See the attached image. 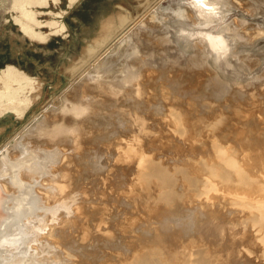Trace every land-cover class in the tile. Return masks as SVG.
Returning a JSON list of instances; mask_svg holds the SVG:
<instances>
[{"label": "rangeland", "instance_id": "obj_1", "mask_svg": "<svg viewBox=\"0 0 264 264\" xmlns=\"http://www.w3.org/2000/svg\"><path fill=\"white\" fill-rule=\"evenodd\" d=\"M206 1L216 10L196 0H0V161L14 163L23 142L40 148L51 158L35 185L42 206L59 204L47 189L57 170L71 192L57 219L45 212L35 264H134L142 254L264 264V0ZM55 123L76 127V147L72 131L48 133ZM138 139L174 178L169 202L118 160ZM15 170L0 186L19 198L28 179ZM78 205V228L59 233Z\"/></svg>", "mask_w": 264, "mask_h": 264}, {"label": "bare ground", "instance_id": "obj_2", "mask_svg": "<svg viewBox=\"0 0 264 264\" xmlns=\"http://www.w3.org/2000/svg\"><path fill=\"white\" fill-rule=\"evenodd\" d=\"M196 2H197V4H200L201 6H208L214 10H216V8H217L214 5L208 4L206 0H196ZM208 22H210V21H207V23ZM200 23H201V21H200ZM203 35L208 37L210 40L211 39L215 40V41L217 40L219 44H221V43L223 44V40H220V38H221L220 35H213L212 33H207V32H204ZM101 85H99L98 87H101ZM136 123H137V121H136ZM141 126L140 127L137 126L139 128L140 132L142 130H144V127H145L143 125H141ZM180 126H181V123H180ZM68 131H72L73 137H74L73 140H75L74 146L76 147V145H77L76 127L69 129L68 127H64L63 124L58 123V124L54 125V129H52L48 133L50 135L54 136V135L61 134L64 132L67 133ZM43 134H46V133H43ZM23 143H25V142H23ZM23 143L18 145L19 148H18L17 155H16V161L14 163L11 161H9V163L8 162L5 163L4 161L3 162L0 161V184H3L4 180H7L8 177L5 178L6 175H9V174L11 175V173L13 174V169H16L15 170V173H16V172H18V170L20 171L21 167L24 168L23 176L25 177V179H28L26 181L23 180L21 183L20 182L17 183V185L20 188L18 190L17 189H15V190H16V192H20V194H22L19 198H16L17 195H15V194L10 195L9 193H6L4 191V189L7 188V187H5V184H3V186H2L4 189H2L0 186V197H1V199H0V264H35L34 262H36V261L34 260L35 259L34 252L36 249L33 251V248H32L33 245L32 244L36 242L34 245H36V247L38 246L39 249L41 248L40 244L42 243L41 242L42 240L40 241L41 238H39V237H40V234H42L43 232L46 231V225L48 224L47 221L49 218V217H47V215H45V212L46 211H48V212L52 211L51 216L55 217L54 214L57 210L56 206L57 207H65V209H67V208L69 209V207H68L69 203L67 202L66 197H68L69 193L71 194V192L67 191L68 190L67 187L69 185L66 183L68 181L66 179L67 174L65 176V172H64L65 170L64 171L61 170L62 172L57 170L58 171L57 174L53 173V175L56 176V179L53 180L55 182H53L50 187H47V189H49L48 191H50L52 193L51 195H49L48 199L51 200L50 198H52L55 201H58L59 204L55 205V207L53 205V208H52V206H50V204H49V206H44V207L42 206L43 205L42 201L44 202V200H42L43 198H41L42 195L40 194V191H38L37 188L35 189V185H37L39 182L37 175L46 174V162L48 161V163H49L50 162L49 159H51V158L48 156L49 152L44 151V153H43V150H41L42 154L40 155L38 152L40 150V148L38 150L34 149L32 146H28L27 145L28 143H25L23 146L22 145ZM54 143H55V141H54ZM139 143H140L139 139H138V141L136 140V142H134V143L132 141L129 142V140H128L126 147L124 146L126 149L122 152L118 151L119 156L121 158L118 160L119 161L121 160L122 163H123V161H124V163L125 162L130 163L132 167L135 164H137L136 166L138 168V173H139L138 178L142 182L141 185L148 188L151 183H153V182L155 184L158 183L159 187L161 189V198L164 201L169 202L170 199H173L174 197L176 198V196H174L175 191L173 190L174 178L171 176V174H169L167 172L166 169H164L162 166L159 165L160 163L158 164L157 161L152 160L151 157H149V155L145 154L141 150V145L139 147ZM20 145H22V146H20ZM41 149H42V147H41ZM58 154L60 155V152H58ZM236 160L237 159L235 158V163H236ZM3 163H5V164H3ZM235 167L237 168V166H235V164H234L233 169H235ZM44 169H45V171L41 173V171H43ZM60 169H63V167ZM51 171H52V169H50V171H48V172L51 173ZM20 172L22 174V171H20ZM39 176H41V175H39ZM154 176H156V177H154ZM188 176L189 175H187V177ZM193 176L195 177V175H193ZM16 179H17L16 177L12 178V180H16ZM152 179H156V180H152ZM197 181L198 180H196V182ZM68 188H70V187H68ZM11 190H12V188H11ZM7 191H9V190H7ZM67 192H68V195H67ZM74 194H75V192H74ZM69 196H71V195H69ZM73 198H75V197H73ZM161 198H160V200H161ZM68 199H69V197H68ZM72 202H74V201H72ZM50 203H52V202H50ZM171 204H172V202H171ZM80 209H81V206L78 205L76 210H74V212L72 211L73 216L70 218L71 220H68V221L66 220V217H69V215L65 214V216H66L65 218L63 216V218L61 219V229L57 230L59 233L62 232V234L66 235L67 230H69V229L74 230V229L78 228V226H79L78 222L79 221L76 219L79 218V216H80V215H78L80 213ZM42 210H44V211L42 212ZM39 212H41V213H39ZM68 214H70V212ZM55 218L57 219V217H55ZM51 220H53V219H51ZM58 223H60V222H58ZM71 230H70V232H71ZM85 232H87V231H85ZM72 234H73V232H72ZM262 242H264V241L262 240ZM42 246H44V245H42ZM2 251H6V253L3 252V254H2L1 253ZM260 251L261 250H259V252ZM211 252H212V250H211ZM232 253H234V252L232 251ZM210 254L212 255L213 253H210ZM219 255H221V254H219ZM202 256H204L202 259H200V257H199V259L197 257H195L193 260L190 259L191 261L189 260L190 262H188L187 264H223L222 260H221L222 262H220V261L216 262L215 261L216 262L215 263L214 261H212V259L210 257H208L206 255H202ZM212 256H214V255H212ZM213 258H215V257H213ZM222 258L223 257H221V259ZM255 258H256V255H255ZM152 259H154V258H152ZM200 260H204V261H200ZM244 260L245 259H243V261ZM255 260H257V259H255ZM156 261H158V260H156ZM196 261H200V262H196ZM132 262H134V264H155L154 262H150V259L148 257L147 258L144 257L143 254L142 255H136V256L134 255Z\"/></svg>", "mask_w": 264, "mask_h": 264}, {"label": "flooded vegetation", "instance_id": "obj_3", "mask_svg": "<svg viewBox=\"0 0 264 264\" xmlns=\"http://www.w3.org/2000/svg\"><path fill=\"white\" fill-rule=\"evenodd\" d=\"M213 35H218V33H213ZM0 199H1V197H0Z\"/></svg>", "mask_w": 264, "mask_h": 264}]
</instances>
